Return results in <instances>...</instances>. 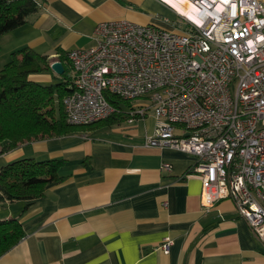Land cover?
Returning a JSON list of instances; mask_svg holds the SVG:
<instances>
[{
    "label": "crops",
    "instance_id": "crops-1",
    "mask_svg": "<svg viewBox=\"0 0 264 264\" xmlns=\"http://www.w3.org/2000/svg\"><path fill=\"white\" fill-rule=\"evenodd\" d=\"M37 1L26 23L0 35V51L28 46L59 60L93 45L99 21L173 27L144 12L141 0ZM55 76L51 70L29 79L51 83ZM154 125L152 113L131 123L103 120L1 153L0 168L20 158L60 159L61 178L33 199L2 200L0 192V220L17 218L24 232L0 264H264V242L230 199L202 208L201 180L189 171L195 156L144 144Z\"/></svg>",
    "mask_w": 264,
    "mask_h": 264
},
{
    "label": "built area",
    "instance_id": "built-area-1",
    "mask_svg": "<svg viewBox=\"0 0 264 264\" xmlns=\"http://www.w3.org/2000/svg\"><path fill=\"white\" fill-rule=\"evenodd\" d=\"M158 1L177 15L172 28L103 20L93 45L66 52L65 119L87 125L123 111L131 123L152 113L144 144L194 155L202 208L230 199L264 242V0H172L190 3L193 16ZM108 95L142 100L124 108Z\"/></svg>",
    "mask_w": 264,
    "mask_h": 264
},
{
    "label": "trees",
    "instance_id": "trees-1",
    "mask_svg": "<svg viewBox=\"0 0 264 264\" xmlns=\"http://www.w3.org/2000/svg\"><path fill=\"white\" fill-rule=\"evenodd\" d=\"M37 10V0H0V35L26 23ZM58 58L63 72L58 81L49 84L33 81L29 75L51 71L50 63L54 58L28 46L12 51L9 60L0 68V154L31 140L65 134L96 123L78 125L66 121L62 97L70 90L71 66L66 53H61ZM107 98L118 107L131 104L115 95ZM123 119H127V114L120 111L97 122ZM60 162L57 158H20L8 162L0 168L1 199L42 196L47 184L61 178L57 173ZM23 235L17 218L0 220V254L15 245Z\"/></svg>",
    "mask_w": 264,
    "mask_h": 264
},
{
    "label": "rangeland",
    "instance_id": "rangeland-1",
    "mask_svg": "<svg viewBox=\"0 0 264 264\" xmlns=\"http://www.w3.org/2000/svg\"><path fill=\"white\" fill-rule=\"evenodd\" d=\"M141 8L144 12L148 13L150 16H152L155 19H160L163 22H166V24L174 26V24L177 21V15L175 12L165 5L164 3L158 1V0H141L140 1ZM5 37V36H4ZM3 37V38H4ZM0 38V43L4 42V39ZM7 48V49H6ZM4 51H0V68L3 66L5 62H7L10 58V50H8L7 45H3ZM7 50V51H6ZM56 79L52 80L51 83H54L60 79V75L56 74ZM48 82V81H47ZM48 83H42V84H49ZM142 99H135L131 102V104H138ZM57 109V106H56Z\"/></svg>",
    "mask_w": 264,
    "mask_h": 264
},
{
    "label": "bare ground",
    "instance_id": "bare-ground-1",
    "mask_svg": "<svg viewBox=\"0 0 264 264\" xmlns=\"http://www.w3.org/2000/svg\"><path fill=\"white\" fill-rule=\"evenodd\" d=\"M172 1V0H169ZM172 3H174V5H176V7L182 11L183 13H186L188 15H194L196 12V9L190 4V3H184V4H178L174 1H172Z\"/></svg>",
    "mask_w": 264,
    "mask_h": 264
},
{
    "label": "water",
    "instance_id": "water-1",
    "mask_svg": "<svg viewBox=\"0 0 264 264\" xmlns=\"http://www.w3.org/2000/svg\"><path fill=\"white\" fill-rule=\"evenodd\" d=\"M50 68L53 72H55L56 74H61L63 72V66L61 61L54 59L51 63H50Z\"/></svg>",
    "mask_w": 264,
    "mask_h": 264
}]
</instances>
